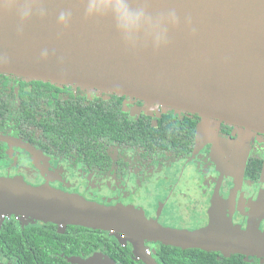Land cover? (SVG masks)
<instances>
[{
  "label": "flooded vegetation",
  "instance_id": "flooded-vegetation-1",
  "mask_svg": "<svg viewBox=\"0 0 264 264\" xmlns=\"http://www.w3.org/2000/svg\"><path fill=\"white\" fill-rule=\"evenodd\" d=\"M216 129L200 141L199 129ZM202 131V129H201ZM0 178L142 213L163 229L233 224L264 241V134L137 98L0 73ZM122 232L0 215V264H143ZM164 264L160 242L144 244ZM219 264H264L263 249Z\"/></svg>",
  "mask_w": 264,
  "mask_h": 264
},
{
  "label": "water",
  "instance_id": "water-1",
  "mask_svg": "<svg viewBox=\"0 0 264 264\" xmlns=\"http://www.w3.org/2000/svg\"><path fill=\"white\" fill-rule=\"evenodd\" d=\"M85 0H0V73L119 94L264 134V0H134L152 28L125 30L112 15L89 17ZM66 12L65 21L59 15ZM175 12L178 23L170 22ZM130 27L135 20L128 17ZM0 215L122 232L143 264H158L146 241L225 256L263 249L233 224L163 229L142 213L92 203L22 179L0 178ZM79 264H116L99 255Z\"/></svg>",
  "mask_w": 264,
  "mask_h": 264
},
{
  "label": "clouds",
  "instance_id": "clouds-1",
  "mask_svg": "<svg viewBox=\"0 0 264 264\" xmlns=\"http://www.w3.org/2000/svg\"><path fill=\"white\" fill-rule=\"evenodd\" d=\"M134 0H85L84 11L85 15L89 17H97L102 15H112L119 21V26L125 30L139 31L141 28L151 27L153 38L156 46L159 47L162 43H167L166 34L159 30L158 27L153 26L150 19L145 15L144 10L139 6H133ZM30 14V8L27 5L19 10L20 18L23 20ZM70 15L66 12H61L59 19L61 22L65 21L66 17ZM128 17L135 20V27L132 28L128 24ZM170 22L175 26L178 21L175 12L171 13Z\"/></svg>",
  "mask_w": 264,
  "mask_h": 264
},
{
  "label": "trees",
  "instance_id": "trees-1",
  "mask_svg": "<svg viewBox=\"0 0 264 264\" xmlns=\"http://www.w3.org/2000/svg\"><path fill=\"white\" fill-rule=\"evenodd\" d=\"M158 254L164 264H219L215 258L207 261L202 255L197 256L192 252L182 251L176 248L162 247V249L158 250Z\"/></svg>",
  "mask_w": 264,
  "mask_h": 264
},
{
  "label": "rangeland",
  "instance_id": "rangeland-1",
  "mask_svg": "<svg viewBox=\"0 0 264 264\" xmlns=\"http://www.w3.org/2000/svg\"><path fill=\"white\" fill-rule=\"evenodd\" d=\"M199 131L200 132L198 134V137L200 141L208 139V138L214 139L217 135L216 129L207 132L206 130H203V128L200 127Z\"/></svg>",
  "mask_w": 264,
  "mask_h": 264
}]
</instances>
